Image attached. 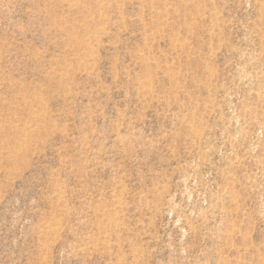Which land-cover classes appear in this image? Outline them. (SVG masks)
<instances>
[{"label":"rangeland","instance_id":"obj_1","mask_svg":"<svg viewBox=\"0 0 264 264\" xmlns=\"http://www.w3.org/2000/svg\"><path fill=\"white\" fill-rule=\"evenodd\" d=\"M0 264H264V0H0Z\"/></svg>","mask_w":264,"mask_h":264}]
</instances>
